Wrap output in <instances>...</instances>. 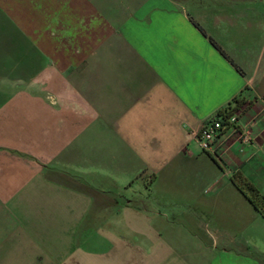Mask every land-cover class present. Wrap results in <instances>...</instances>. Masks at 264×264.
<instances>
[{"label": "crops", "instance_id": "crops-1", "mask_svg": "<svg viewBox=\"0 0 264 264\" xmlns=\"http://www.w3.org/2000/svg\"><path fill=\"white\" fill-rule=\"evenodd\" d=\"M237 174L264 194V0H0V264H264Z\"/></svg>", "mask_w": 264, "mask_h": 264}, {"label": "built area", "instance_id": "built-area-1", "mask_svg": "<svg viewBox=\"0 0 264 264\" xmlns=\"http://www.w3.org/2000/svg\"><path fill=\"white\" fill-rule=\"evenodd\" d=\"M240 114L241 110L234 109L231 113L224 112L206 119L196 136L201 149L219 159L224 150L221 146L227 142L250 144L253 139L251 126L254 121L249 119L241 123Z\"/></svg>", "mask_w": 264, "mask_h": 264}, {"label": "trees", "instance_id": "trees-1", "mask_svg": "<svg viewBox=\"0 0 264 264\" xmlns=\"http://www.w3.org/2000/svg\"><path fill=\"white\" fill-rule=\"evenodd\" d=\"M195 25L199 28V26L196 23ZM210 42L222 55L226 57L224 52L212 39H210ZM244 101H245L244 98L234 99L232 106L230 105L226 106L225 108L219 110L216 113V115H221L224 112L231 113V111H233L234 109L238 108L241 104H243ZM233 180L236 183L239 190L242 191L249 199L252 206L261 215L264 214V194H262L260 190L251 181H249L246 177H244L241 174L234 175Z\"/></svg>", "mask_w": 264, "mask_h": 264}]
</instances>
